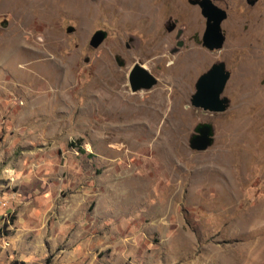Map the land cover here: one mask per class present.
Wrapping results in <instances>:
<instances>
[{
  "label": "rangeland",
  "instance_id": "obj_1",
  "mask_svg": "<svg viewBox=\"0 0 264 264\" xmlns=\"http://www.w3.org/2000/svg\"><path fill=\"white\" fill-rule=\"evenodd\" d=\"M215 2L226 41L210 50L189 0H0V191L48 190L51 258L264 264V0ZM181 27L202 44L181 47ZM99 30L108 38L94 48ZM219 62L231 105L206 112L192 98ZM136 64L151 89L132 91ZM201 124L215 142L198 152ZM16 167L33 179L11 180Z\"/></svg>",
  "mask_w": 264,
  "mask_h": 264
},
{
  "label": "water",
  "instance_id": "obj_2",
  "mask_svg": "<svg viewBox=\"0 0 264 264\" xmlns=\"http://www.w3.org/2000/svg\"><path fill=\"white\" fill-rule=\"evenodd\" d=\"M203 8V15L207 18V31L204 37V45L210 50L221 49L226 41L223 33L222 23L228 17L227 11L215 5L211 0L199 2ZM257 0L250 4L255 5ZM108 38L105 30L97 31L92 40L91 46L98 48ZM120 66L125 62L118 56ZM129 75L130 85L133 92L142 89H151L157 84V79L143 66L136 64ZM231 73L227 70L224 62L216 63L205 74L201 75L196 83V93L193 95L192 104L194 107L203 109L206 112L223 113L229 108L230 100L223 97V93ZM215 142L214 128L211 124H201L190 139V147L194 151L202 152L208 150Z\"/></svg>",
  "mask_w": 264,
  "mask_h": 264
},
{
  "label": "crops",
  "instance_id": "obj_3",
  "mask_svg": "<svg viewBox=\"0 0 264 264\" xmlns=\"http://www.w3.org/2000/svg\"><path fill=\"white\" fill-rule=\"evenodd\" d=\"M11 171L17 184H22L25 179H33L31 175L19 174L22 168L16 167ZM0 192V221L4 227L0 232V264H73L68 256H49L52 246L50 244L48 248L47 234L42 229L47 217L48 190L42 195L37 187L34 193L23 198L19 193L10 195L3 190Z\"/></svg>",
  "mask_w": 264,
  "mask_h": 264
},
{
  "label": "flooded vegetation",
  "instance_id": "obj_4",
  "mask_svg": "<svg viewBox=\"0 0 264 264\" xmlns=\"http://www.w3.org/2000/svg\"><path fill=\"white\" fill-rule=\"evenodd\" d=\"M192 1L193 0H189V3L190 4H192V6H194V7H198V8H201L199 5H194L193 3H192ZM215 5H217L216 4V2H215V0H211ZM245 1V0H244ZM253 0H246V2L249 4V5H251L250 3L252 2ZM259 2V0H257V3ZM256 3V4H257ZM255 4V5H256ZM255 5H251V6H255ZM202 9V8H201ZM173 26H174V28H175V24H173L172 26H170L169 27V31L171 32V30L173 29ZM223 29V28H222ZM207 31V30H206ZM187 32H186V28L185 27H181V28H179L178 29V33H177V35H178V42H179V45L181 46V47H185L186 45H187V42H196L197 44H202V42H203V37H205V33L206 32H204V34H203V37L200 35V33L199 32H195V33H188V34H186ZM223 33H224V35L226 36V32H225V30H223Z\"/></svg>",
  "mask_w": 264,
  "mask_h": 264
},
{
  "label": "bare ground",
  "instance_id": "obj_5",
  "mask_svg": "<svg viewBox=\"0 0 264 264\" xmlns=\"http://www.w3.org/2000/svg\"><path fill=\"white\" fill-rule=\"evenodd\" d=\"M30 1V0H29ZM35 1V0H34ZM81 5L82 0H41V5H50L51 7H57L59 6L58 3H62V4H69L70 2ZM101 1V0H100ZM110 1V0H109ZM92 2V1H91ZM28 3V2H27ZM87 4V3H86ZM38 9V8H37ZM41 9V8H40ZM41 11V10H40ZM125 14V13H124ZM260 59V58H259ZM260 61V60H259ZM249 93V92H248Z\"/></svg>",
  "mask_w": 264,
  "mask_h": 264
},
{
  "label": "built area",
  "instance_id": "obj_6",
  "mask_svg": "<svg viewBox=\"0 0 264 264\" xmlns=\"http://www.w3.org/2000/svg\"><path fill=\"white\" fill-rule=\"evenodd\" d=\"M13 179V177L11 178V180ZM14 180V179H13ZM4 206H7V204L6 203H4Z\"/></svg>",
  "mask_w": 264,
  "mask_h": 264
}]
</instances>
